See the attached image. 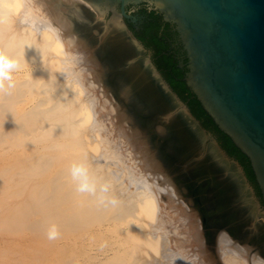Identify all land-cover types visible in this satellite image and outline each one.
I'll list each match as a JSON object with an SVG mask.
<instances>
[{
    "label": "bare ground",
    "instance_id": "bare-ground-1",
    "mask_svg": "<svg viewBox=\"0 0 264 264\" xmlns=\"http://www.w3.org/2000/svg\"><path fill=\"white\" fill-rule=\"evenodd\" d=\"M127 42L84 0H0V264H264V219L226 224L223 179L191 193L166 162L170 111L132 113Z\"/></svg>",
    "mask_w": 264,
    "mask_h": 264
},
{
    "label": "water",
    "instance_id": "water-1",
    "mask_svg": "<svg viewBox=\"0 0 264 264\" xmlns=\"http://www.w3.org/2000/svg\"><path fill=\"white\" fill-rule=\"evenodd\" d=\"M84 1L105 21L122 29L130 51L127 69L135 67L134 78L139 82L131 87L137 102L150 109L159 106L170 111L172 135L160 141L161 148L163 145L177 154L183 150L191 153L190 157L176 159L162 148L163 155L177 170L194 163L207 165L216 183V175L223 179L234 211L254 223L264 219V205L243 168L162 78L143 43L125 23L137 22L131 15L135 9L128 11V6L147 5L174 26L188 59L183 81L218 129L247 157L264 202V0ZM127 75L131 74L127 71ZM194 176L190 172L186 178L197 188L202 182H212L207 175L196 180ZM236 182L237 187L233 184ZM217 198L224 200L219 190Z\"/></svg>",
    "mask_w": 264,
    "mask_h": 264
},
{
    "label": "flooded vegetation",
    "instance_id": "flooded-vegetation-1",
    "mask_svg": "<svg viewBox=\"0 0 264 264\" xmlns=\"http://www.w3.org/2000/svg\"><path fill=\"white\" fill-rule=\"evenodd\" d=\"M131 8L135 9V11L131 13V15L137 18V22H133L132 20H125L128 28L143 43L151 57L153 64L156 66L162 78L170 85L171 89L181 98V100H183V97H188L189 93L184 92V90H182V88L180 87V84H185L183 79L185 77V74L188 72V59L186 56V52L184 51L183 46L179 41L178 33L176 32L174 26L164 22L162 16L155 11L150 10L147 5L128 6L127 10L129 11ZM153 12L156 15H159L161 18H159L158 20L152 18L151 15ZM155 22L159 24L161 29L158 30L157 28H154L150 32H148L147 28L150 27L151 23ZM143 36H145L150 41H152V37H157L160 42L165 44V47L160 46L155 42H153L148 47L146 46V43L140 39V37ZM185 87L187 88L186 84ZM185 103L190 108L188 102ZM220 145L227 152V154L231 158L235 159L243 168L244 173L251 186L253 187L256 196L264 205V202L261 200V193L256 180L253 181L252 178H250L245 165L236 156L231 155L221 142ZM233 184L236 185V187L238 186L237 182Z\"/></svg>",
    "mask_w": 264,
    "mask_h": 264
},
{
    "label": "rangeland",
    "instance_id": "rangeland-1",
    "mask_svg": "<svg viewBox=\"0 0 264 264\" xmlns=\"http://www.w3.org/2000/svg\"><path fill=\"white\" fill-rule=\"evenodd\" d=\"M109 20V19H108ZM137 101V100H136ZM139 106H138V108H133L132 109V113H135L136 114V116H137V118L140 120V122L143 124V125H148V121H149V119H148V117L151 115H158L159 116V114H161V112L159 111V110H155V109H152L153 110V114H151L149 111H148V108H147V110L144 108V106L139 102ZM128 109H129V107H127ZM131 108V107H130ZM150 109V108H149ZM158 111V112H157ZM161 116H162V114H161ZM150 118V117H149ZM157 118V119H156ZM160 119H158V117H153L150 121V125H149V128H154V130H155V126L154 125H159V126H162V125H165V126H167V124L166 123H168V122H166L167 120H166V116H162V117H159ZM153 130V129H152ZM159 139V141H162V140H164V139H161V138H158ZM166 139V138H165ZM162 148H165L163 145H162ZM170 147H167L166 146V148H165V151L168 153V149H169ZM181 153H182V155H181ZM169 154V153H168ZM176 154V155H175ZM171 155V154H170ZM173 155L176 157V159L178 158V156H179V158L180 159H182V158H187V157H190L191 156V153H187V152H184V150L183 151H181L180 153H176L175 151H173ZM165 157V156H164ZM165 160H166V162H170L172 165V167L174 168V164H173V161L172 160H170L169 158H167V157H165ZM200 163H194V164H190V165H188L189 167H185V168H181L180 167V169L179 170H177V169H175V172H176V175H177V178H178V180H180V181H182L183 183H187V185L189 186V188H190V192L191 193H197L198 191H202V190H204V188H203V186L202 185H204V183L205 182H202L201 183V185H199L198 186V188H197V186L194 184V183H192L191 185L189 184L190 183V181H188L187 180V178H186V176L190 173V172H192V173H194V178H195V180L196 179H198V178H205L206 177V171H208V169L209 168H207L206 166H201V165H199ZM167 165H170V164H167ZM197 165H198V167H197ZM181 169H183V171H180ZM198 169V170H197ZM208 177H210L211 178V175H209ZM212 179V182H214V178H211ZM207 182V184H209V183H211V181H209V180H207L206 181ZM198 196H199V194H197L196 195V198L198 199ZM218 201V203H221L220 205H221V210L223 209V212H224V217H225V213H226V210H228L229 211V213L230 214H232V212H233V209H232V203L230 202V201H228V199H224V200H222V201H220V199H218L217 200ZM228 201V202H227ZM225 202V203H224ZM239 213V212H238ZM226 221H228V219L225 217L224 218ZM248 219H250V218H246L245 217V220H244V222H243V220H242V223H244V225L248 228V230L249 231H247V232H250V233H252L254 230H253V226H249L248 224H249V220ZM261 219V218H260ZM251 221H252V219H251ZM250 221V223H253V222H251ZM261 225V229H264V220L261 222V224H258L257 226H260ZM241 229V228H240ZM262 239H264V237H261V239H260V245H261V248L264 250V241H262Z\"/></svg>",
    "mask_w": 264,
    "mask_h": 264
},
{
    "label": "trees",
    "instance_id": "trees-1",
    "mask_svg": "<svg viewBox=\"0 0 264 264\" xmlns=\"http://www.w3.org/2000/svg\"><path fill=\"white\" fill-rule=\"evenodd\" d=\"M152 18L158 20L159 18H161L159 15H156L154 12L151 15ZM159 27V28H158ZM157 28L158 30L161 29V27L159 26V24H157V22L155 23H151L150 27L147 28L148 32H150L152 29ZM159 33V32H158ZM157 33V34H158ZM140 39L142 41H144L146 43V46H150L153 42H155L156 44L165 47V44L160 42L159 39L157 37H152V41L148 40L145 36L140 37ZM180 87L182 88V90H184V92H188L189 95L188 97H183V100L185 102H188L192 112L194 113V115L202 121L203 125L210 131H212L214 134H216L219 137L220 142L222 143V145L229 151V153L233 156H236L246 167L247 172L250 176V178H252V180H255V176L253 174L252 168L250 166V162L247 159V157L245 155H243L232 143L231 139L226 136L224 133H222L218 127L214 124V122L212 121V119L207 115V113L203 110V108L201 107L200 103L197 101V99L195 98V96L193 95V93L187 89L185 87V84H180ZM193 97V98H191Z\"/></svg>",
    "mask_w": 264,
    "mask_h": 264
},
{
    "label": "clouds",
    "instance_id": "clouds-1",
    "mask_svg": "<svg viewBox=\"0 0 264 264\" xmlns=\"http://www.w3.org/2000/svg\"><path fill=\"white\" fill-rule=\"evenodd\" d=\"M17 61L7 55L6 53L0 52V80H11L12 72L17 67ZM82 170L77 168L74 170V174L81 172ZM83 187H87V184L82 185ZM50 235L54 236L55 233H51Z\"/></svg>",
    "mask_w": 264,
    "mask_h": 264
}]
</instances>
